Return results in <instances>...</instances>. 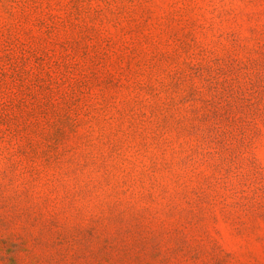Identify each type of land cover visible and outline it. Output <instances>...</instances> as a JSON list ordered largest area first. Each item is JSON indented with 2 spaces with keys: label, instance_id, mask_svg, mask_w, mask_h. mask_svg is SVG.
I'll return each mask as SVG.
<instances>
[{
  "label": "rangeland",
  "instance_id": "rangeland-1",
  "mask_svg": "<svg viewBox=\"0 0 264 264\" xmlns=\"http://www.w3.org/2000/svg\"><path fill=\"white\" fill-rule=\"evenodd\" d=\"M0 264H264V0H0Z\"/></svg>",
  "mask_w": 264,
  "mask_h": 264
}]
</instances>
